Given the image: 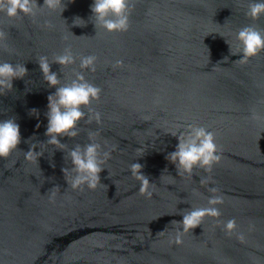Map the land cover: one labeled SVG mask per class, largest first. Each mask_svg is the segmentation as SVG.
I'll use <instances>...</instances> for the list:
<instances>
[{
    "label": "water",
    "instance_id": "95a60500",
    "mask_svg": "<svg viewBox=\"0 0 264 264\" xmlns=\"http://www.w3.org/2000/svg\"><path fill=\"white\" fill-rule=\"evenodd\" d=\"M64 2L62 16L47 8L15 20L0 13L7 34L0 62L28 69L12 92L0 94V121L15 118L22 138L19 151L0 158V264H264V120L252 119L253 112L264 117V52L235 62L242 58L238 31L264 29V16L246 15L252 0H131L129 28L116 33L95 27L94 0ZM77 17L86 26H74ZM66 48L76 63L51 65L61 84L80 71L102 89L91 104L100 122L82 121L77 139L60 138L67 151L95 132L111 152L95 190L71 189L62 172L71 167L66 153L40 144L47 140V97L56 89L36 61L52 63ZM89 55L97 57L95 72L80 68ZM189 125L215 135L221 159L211 173L179 175L167 159L178 145L170 134ZM30 139L43 153L38 163L25 159ZM132 163L154 184L151 198L140 195ZM210 187L223 197L220 217L206 218L175 244L171 221L208 207ZM231 219L237 228L229 234L224 224Z\"/></svg>",
    "mask_w": 264,
    "mask_h": 264
},
{
    "label": "clouds",
    "instance_id": "9594fccd",
    "mask_svg": "<svg viewBox=\"0 0 264 264\" xmlns=\"http://www.w3.org/2000/svg\"><path fill=\"white\" fill-rule=\"evenodd\" d=\"M130 2L131 0H94L91 12L93 13L92 17L95 18V27H102L109 33L127 31L129 28ZM44 8L53 12L58 11L62 16L66 4L64 0H44V5L41 7L38 0H0V13L6 14L10 20L20 18L22 15L34 17L39 10ZM246 15L253 21H258L264 16V0H252L248 5ZM77 20L82 21V23L77 24ZM74 26L84 27L86 22L77 17L74 20ZM236 38L240 45L242 58L235 62L245 64L251 58L264 52V29L247 25L238 31ZM6 39L7 34L0 30V42L6 41ZM230 51L232 55H237L232 52L231 46ZM96 61L97 57L93 55L83 56L80 58V68L95 72ZM36 62L43 73L44 81L50 88L56 89L53 94L47 97L48 111L46 117L48 123L45 132L47 140L40 144L55 146L56 149L66 153L65 160L70 162L71 167L63 168L62 172L71 189L80 190L87 186V188L95 190L101 183V173L105 170L103 166L111 158V152L104 151L106 145L102 146L96 142L95 137L98 133L95 132L90 131L88 133L89 143L76 144L74 148L67 151H65L66 144L61 143L60 138L77 139L81 134L80 124L82 121L87 120V123L91 124L95 119L97 123L100 122V113L96 112L93 116L91 104L94 100L99 101L102 89L86 80L80 71L75 72L74 78L69 83L61 84L60 74L53 72L51 65L58 64L61 69L74 65L76 57L71 48H66L62 54L56 55L52 63H49L45 56L39 57ZM116 64L122 66L123 62L117 61ZM26 76H28V69L24 64L0 62V94L6 96L7 93L12 92L14 90L13 82L23 80ZM85 109L88 110L87 114ZM30 114L39 115L36 109L30 110ZM252 119L260 121L264 120V117L253 112ZM170 135L178 139V145L175 151L168 154L167 159L175 165L179 175L187 174L191 177L195 169H204L211 173L214 164L221 159L217 154L218 148L214 133L202 126L189 125L186 130ZM21 140L20 126L15 118L0 121V158L8 160L14 152L19 151L18 146L21 144ZM31 141V139L27 141L30 149L23 153L27 161L38 163L43 153L37 152L36 145ZM137 151L139 152L141 149L138 148ZM129 171L133 178L140 182V195L151 198L152 192L149 191V188L154 184L150 183L149 178L142 174L143 166L140 163H132L129 166ZM209 182L210 177L200 180L202 186ZM58 189L59 186H56L50 192L55 193ZM208 191L214 194L208 198V207H192L190 210L187 209L180 213L183 216L182 222L171 221V224L176 228L175 244H182L183 236L200 227L206 218L220 217L221 213L217 205L224 203L223 197L215 195L218 192L217 188L210 187ZM224 228L229 234L233 233L237 228L236 221L234 219L228 220L224 224ZM239 239L243 241L244 238L241 235Z\"/></svg>",
    "mask_w": 264,
    "mask_h": 264
}]
</instances>
